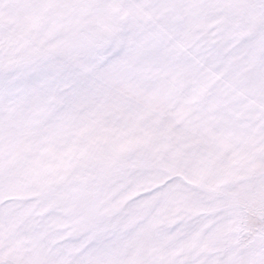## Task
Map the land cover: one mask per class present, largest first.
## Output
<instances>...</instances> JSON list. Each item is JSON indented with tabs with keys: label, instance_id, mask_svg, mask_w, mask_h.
Segmentation results:
<instances>
[{
	"label": "snow or ice",
	"instance_id": "1",
	"mask_svg": "<svg viewBox=\"0 0 264 264\" xmlns=\"http://www.w3.org/2000/svg\"><path fill=\"white\" fill-rule=\"evenodd\" d=\"M0 264H264V0H0Z\"/></svg>",
	"mask_w": 264,
	"mask_h": 264
}]
</instances>
